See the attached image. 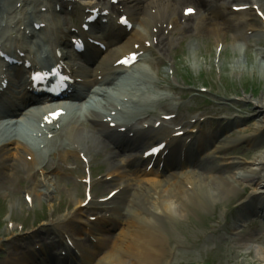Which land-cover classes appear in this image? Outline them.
I'll use <instances>...</instances> for the list:
<instances>
[{
    "label": "bare ground",
    "instance_id": "bare-ground-1",
    "mask_svg": "<svg viewBox=\"0 0 264 264\" xmlns=\"http://www.w3.org/2000/svg\"><path fill=\"white\" fill-rule=\"evenodd\" d=\"M189 2L191 0H184ZM226 1V0H222ZM258 4L262 3V0H256ZM150 4H153V7H157L155 1H151ZM150 4L143 9H137L139 14V19L142 18V22H146L148 25L146 27L157 28L159 31L152 32L153 38L156 37L161 45L164 40L168 37L164 35V25L168 23L172 24L174 28H179L181 23H177L176 13L172 9L166 10L165 13L155 14L150 11ZM206 1L202 4L206 5ZM141 7V6H140ZM139 7V8H140ZM223 13V9H221ZM2 14L0 10V15ZM222 23H211V26L205 25L204 21H199L195 24L194 31H200L201 34H210L213 32L217 33H226L227 29H233L231 23L226 17H223ZM140 21V20H139ZM205 25V26H203ZM214 27V30L210 27ZM188 31V30H187ZM185 33V31L183 32ZM140 32H132L131 38L139 35ZM144 36L143 34H141ZM146 37V36H145ZM162 41V42H161ZM128 40H126V43ZM227 45H225L226 47ZM126 50L125 44L119 47V50ZM143 79H147L145 72H143ZM125 79V78H123ZM121 85V84H119ZM118 85V86H119ZM117 86V87H118ZM102 90H98L100 93ZM112 89H105L104 97H110ZM124 105L128 106V102H124ZM259 104V113L257 115V121L253 124L252 131L249 133L238 131L239 126H228L226 129L222 130V135L217 139L219 144L211 146L215 148L217 152L215 153L216 158L221 160L229 159L230 155L226 154L227 151L235 148L238 144L245 142L254 146L255 138L257 136H264V98L258 101ZM155 105L145 104L143 105L144 109L151 108L153 109ZM92 109H89L88 113L92 117L100 118V114H97L99 108L90 106ZM130 109V108H128ZM138 114H135V116ZM72 131L79 132L84 139L86 136L93 135L91 131L85 130L82 126L79 128L74 121L70 123ZM22 130L18 126H12V129H1L0 133V159L4 160V167L1 168V178H0V189L4 190L7 184L10 182L11 177L15 174H19L20 164L25 163L24 154L25 150L30 151L28 147L23 144L24 133H21ZM8 139V140H7ZM14 141H17L15 144ZM64 142V141H61ZM24 143L29 146L25 141ZM66 143V142H64ZM201 145V144H200ZM203 146V145H201ZM209 149V148H208ZM206 152V151H205ZM215 156L206 157L197 165L194 164V169L196 171L191 173H171L169 185L161 184V182H156L157 185L151 184V187H158L159 195H154V190H150L144 183L137 184V187L126 185L123 190L125 199L128 201L124 202V207L121 208V198L115 196L112 198V203L115 204L111 210L113 215L110 218L107 216L104 217L103 222L113 223L114 227L119 230L115 233V237L112 236V239L108 241L105 246V241L100 242L99 247L94 246V248L101 250L100 259L94 261V254L89 253L88 251L84 252V259L81 262L82 264H155L158 261L156 258V244L159 240L157 236L156 229L154 224L158 223L157 221L162 218V215L165 217H175L186 216L188 212H194L197 207L201 209L202 212L208 210V201L213 199L214 201H222L229 194L237 193L238 188L241 184L251 185L252 198H260L264 193V152L256 155L250 162V165H247L243 161H222L218 167L215 164L213 158ZM113 159L118 158L117 155L112 154ZM229 157V158H228ZM124 157L119 158L118 160L123 164L124 167H127L130 163V160L125 163L123 160ZM43 163V160L39 162ZM176 166L177 162L173 161L170 166ZM197 165V166H196ZM6 166H8L7 169ZM116 172L121 170V167L116 169ZM235 170H237L235 172ZM115 172V173H116ZM114 173V174H115ZM176 176H183V179L189 181L195 187V193L191 192L189 188L183 185V181H178ZM126 178V181L131 180V177L127 178L126 173H123L120 177L114 178L112 181H105L104 184H110L111 182H116L115 184H124L123 179ZM55 183V184H54ZM253 183V184H252ZM129 186V187H128ZM128 187V188H127ZM57 188V180L53 178L45 177L44 175L37 181L36 184H33L32 187H29L27 192L34 196V201L37 203H42L43 199L51 200L54 195L53 191ZM127 188V189H126ZM57 190V189H56ZM6 196V193H4ZM195 195V196H194ZM161 196V198H159ZM122 197V196H121ZM179 197V198H178ZM178 198V201H176ZM120 199V200H119ZM197 201H196V200ZM126 205V206H125ZM129 205V207L127 206ZM127 208V209H126ZM127 215V217L122 216ZM114 216L117 221H113ZM125 217V218H124ZM243 218V217H242ZM174 220V219H171ZM242 222V221H239ZM109 224L108 226H110ZM123 225V227H122ZM85 226V225H84ZM95 228V227H94ZM119 228V229H118ZM100 227L97 228L99 231ZM102 249L101 246H103ZM14 249L10 255L8 261L4 264H24L26 261L30 260L28 256L20 257L18 255L21 251V247L14 246ZM47 251V247L43 249ZM57 263V260H54Z\"/></svg>",
    "mask_w": 264,
    "mask_h": 264
},
{
    "label": "rangeland",
    "instance_id": "rangeland-1",
    "mask_svg": "<svg viewBox=\"0 0 264 264\" xmlns=\"http://www.w3.org/2000/svg\"><path fill=\"white\" fill-rule=\"evenodd\" d=\"M240 30L241 28L236 27V30L229 29L225 34L227 46L222 50L221 54L220 64L222 71L228 74L231 69L234 68L233 65H237L238 70L235 67L234 71L237 72L238 78H241L242 83L253 84L255 88L261 86L262 90H264V54L260 56L259 61H256L257 55L254 51L248 52L247 59L241 56L240 44L243 40L239 39ZM252 42H254V39ZM215 46L216 41L214 33L194 35L186 39L182 47L181 43L178 45V49L176 48L174 50V52H176L174 56L178 57L179 60L182 56V60L178 62L180 66L183 64V61L188 58L191 61V65L195 67L193 70H198L196 71L197 74L200 70V65L204 66L206 55L210 53L211 56L214 57ZM262 96H264V93L256 94L253 99H259ZM246 109L251 110L252 107L246 106ZM256 113H258V111H256ZM255 121H257V118L247 122V125L253 126V124L256 123ZM251 131L252 128L246 131V133ZM261 139V142L254 144L255 148H249L246 143L241 144L247 151V154L243 155L245 160H251L259 153L264 152V136L261 137ZM91 146L94 153L99 150L98 153L95 154L96 162L104 163V148H101L102 143L99 142L98 138L91 140ZM238 147L236 148V152H232V154L242 156L240 155L241 153H237ZM106 165L112 168V164L108 161ZM60 181L61 180H59V182ZM64 186H66V182L64 181L58 184L56 196L58 192L60 194L62 193ZM66 190L70 191V189ZM66 190L61 196L62 199H65V197L69 195L65 194ZM238 192L244 195L245 190L240 188ZM4 193H6V196ZM0 195L3 197L2 202L5 203L4 198H6L8 205L16 202L15 204L18 208H23V198L11 193L7 187L0 192ZM235 197L236 194L221 202L217 212H214L213 208L208 204L207 211L202 212L201 209L197 207L194 212L190 211L186 216L178 215L174 220L161 221L160 230H162L164 235L169 236L172 241V247L175 253L173 264H188V262L197 264L207 261L212 264H264V223H257L256 227L252 225V230L248 228L243 229V233H240L241 236L239 238L230 236V233L234 232L232 223L235 217H238L241 213L237 210L240 205L238 202L245 198L244 196L232 203ZM59 200L60 197L55 204H57ZM16 205H14V208ZM5 207H7V205H5ZM44 207L46 208V206ZM226 207L230 208V213L224 210ZM39 209H42V206ZM17 215L20 217L19 213H17ZM224 217L228 219L229 225L224 223ZM157 226L159 227V223H157ZM159 233L161 235V232ZM256 235H260V237ZM7 248L10 250L11 246ZM9 257V253H4V255L0 257V264H4ZM161 264H165V260Z\"/></svg>",
    "mask_w": 264,
    "mask_h": 264
},
{
    "label": "snow or ice",
    "instance_id": "snow-or-ice-1",
    "mask_svg": "<svg viewBox=\"0 0 264 264\" xmlns=\"http://www.w3.org/2000/svg\"><path fill=\"white\" fill-rule=\"evenodd\" d=\"M189 11H192V10H189ZM153 151H156V149H153Z\"/></svg>",
    "mask_w": 264,
    "mask_h": 264
}]
</instances>
